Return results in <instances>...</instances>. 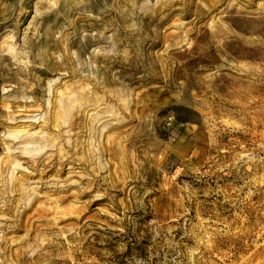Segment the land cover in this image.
Returning <instances> with one entry per match:
<instances>
[{
	"label": "rangeland",
	"instance_id": "obj_1",
	"mask_svg": "<svg viewBox=\"0 0 264 264\" xmlns=\"http://www.w3.org/2000/svg\"><path fill=\"white\" fill-rule=\"evenodd\" d=\"M0 264H264V0L0 1Z\"/></svg>",
	"mask_w": 264,
	"mask_h": 264
},
{
	"label": "bare ground",
	"instance_id": "obj_2",
	"mask_svg": "<svg viewBox=\"0 0 264 264\" xmlns=\"http://www.w3.org/2000/svg\"><path fill=\"white\" fill-rule=\"evenodd\" d=\"M71 102H73V101H70V103H71ZM75 102H76V101H75ZM75 102H74V104H75ZM78 103H79V102H78ZM70 105H71V104H69V106H70ZM71 107H72V106H71ZM71 107H70V108H71ZM68 109H69V108H68ZM70 111H71V110H68V112H70ZM70 113H71V112H70ZM70 113H69V115H70ZM67 114H68V113H67ZM68 117H69V116H68Z\"/></svg>",
	"mask_w": 264,
	"mask_h": 264
},
{
	"label": "built area",
	"instance_id": "obj_3",
	"mask_svg": "<svg viewBox=\"0 0 264 264\" xmlns=\"http://www.w3.org/2000/svg\"><path fill=\"white\" fill-rule=\"evenodd\" d=\"M0 1H3V0H0Z\"/></svg>",
	"mask_w": 264,
	"mask_h": 264
}]
</instances>
